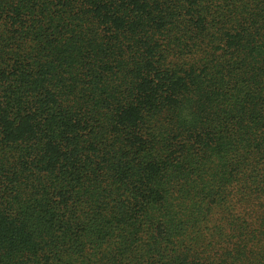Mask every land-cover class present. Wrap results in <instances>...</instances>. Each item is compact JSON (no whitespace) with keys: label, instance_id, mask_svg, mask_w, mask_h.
<instances>
[{"label":"trees","instance_id":"1","mask_svg":"<svg viewBox=\"0 0 264 264\" xmlns=\"http://www.w3.org/2000/svg\"><path fill=\"white\" fill-rule=\"evenodd\" d=\"M0 264H264V0H0Z\"/></svg>","mask_w":264,"mask_h":264}]
</instances>
